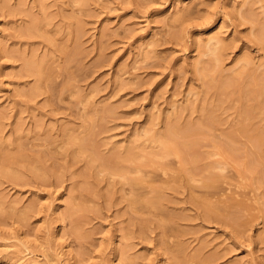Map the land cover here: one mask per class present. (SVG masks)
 <instances>
[{
  "label": "rangeland",
  "instance_id": "1",
  "mask_svg": "<svg viewBox=\"0 0 264 264\" xmlns=\"http://www.w3.org/2000/svg\"><path fill=\"white\" fill-rule=\"evenodd\" d=\"M0 264H264V0H0Z\"/></svg>",
  "mask_w": 264,
  "mask_h": 264
},
{
  "label": "bare ground",
  "instance_id": "2",
  "mask_svg": "<svg viewBox=\"0 0 264 264\" xmlns=\"http://www.w3.org/2000/svg\"><path fill=\"white\" fill-rule=\"evenodd\" d=\"M111 159H109L108 161H110Z\"/></svg>",
  "mask_w": 264,
  "mask_h": 264
}]
</instances>
